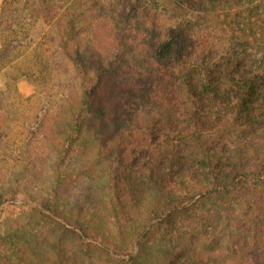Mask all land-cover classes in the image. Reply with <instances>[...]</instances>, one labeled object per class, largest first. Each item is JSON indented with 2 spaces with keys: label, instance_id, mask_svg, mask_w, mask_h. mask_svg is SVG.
Listing matches in <instances>:
<instances>
[{
  "label": "trees",
  "instance_id": "trees-1",
  "mask_svg": "<svg viewBox=\"0 0 264 264\" xmlns=\"http://www.w3.org/2000/svg\"><path fill=\"white\" fill-rule=\"evenodd\" d=\"M26 15L76 81L18 101L20 264H264V0H0V71L38 88L59 65Z\"/></svg>",
  "mask_w": 264,
  "mask_h": 264
},
{
  "label": "rangeland",
  "instance_id": "rangeland-1",
  "mask_svg": "<svg viewBox=\"0 0 264 264\" xmlns=\"http://www.w3.org/2000/svg\"><path fill=\"white\" fill-rule=\"evenodd\" d=\"M17 8L14 12L18 13L19 16L28 12V9L26 10L25 7L20 6ZM26 26H30L27 28L29 32L28 38L31 36L33 44H37L38 42L39 45L35 46L28 43V48H23L25 49L24 51L30 53L32 47H37V51L44 47L47 51H50V54L54 53L53 59L59 65V69L54 68L53 71L50 70L49 75L51 77L49 79L46 77L45 79H38V82H43L42 84L40 83L41 85L38 88L35 84L37 79L33 74H27V76L23 77L18 75L17 77L14 71L8 74L0 71V238H3L4 235L13 234L14 229L19 230L21 226L26 227L25 208L19 202H16L14 197L5 199V196H8V190L12 188L22 189L26 184V163L28 162V156L25 145L31 137L29 131V134H27V130L37 126V124H27L26 127V121H23V113H21L24 102H22V105H18V101L36 92L38 93V101L51 99L58 108V101L62 94L60 90H68L71 88L72 81H76L74 70L64 60L62 52L55 49V34L45 32L47 26L43 24L41 18L37 17L35 20H32L26 15ZM13 56L20 63V66L23 65L24 55L22 51L18 50L16 55L13 53ZM49 95L52 97H48ZM15 106L16 108H14ZM94 121V119H91L92 129L98 127ZM44 136L43 132L39 130L38 140H43ZM44 157L47 159L46 163L44 162L43 165L35 163L33 167L37 166L38 171H34L37 174H42L43 170L41 169L45 168L43 173V178L45 179L50 175L48 168L51 163V154L49 155L46 152ZM105 183V179H101V181L98 179L95 183L87 182L84 184V187L88 188L85 189L83 187L82 192H97ZM81 196L84 197L85 194L82 193ZM24 243V241L23 243L17 242L16 237L13 238L12 244L8 243V241L3 242V239H0V264H20L16 259L17 250H19L20 245H22L21 249L25 248ZM6 246L10 249L3 251Z\"/></svg>",
  "mask_w": 264,
  "mask_h": 264
}]
</instances>
